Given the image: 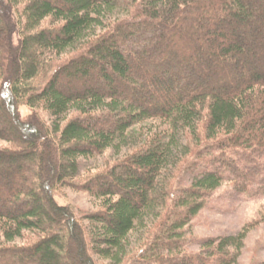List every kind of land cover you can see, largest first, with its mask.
Masks as SVG:
<instances>
[{
	"label": "trees",
	"instance_id": "1",
	"mask_svg": "<svg viewBox=\"0 0 264 264\" xmlns=\"http://www.w3.org/2000/svg\"><path fill=\"white\" fill-rule=\"evenodd\" d=\"M5 5L0 264H237L264 231V0ZM147 119L162 128L130 140ZM109 147L127 152L77 175ZM64 184L98 206L58 203ZM232 196L254 206L194 242L201 212Z\"/></svg>",
	"mask_w": 264,
	"mask_h": 264
},
{
	"label": "rangeland",
	"instance_id": "2",
	"mask_svg": "<svg viewBox=\"0 0 264 264\" xmlns=\"http://www.w3.org/2000/svg\"><path fill=\"white\" fill-rule=\"evenodd\" d=\"M15 8H8L5 5V0H0V17L5 22L9 16L10 20L13 22L15 18L14 13ZM7 22V21H6ZM99 29H96V31ZM13 41L15 42V34H13ZM3 49V47H2ZM31 111L34 112L36 116L46 122L47 117L45 114L38 112L37 110H32L31 108L20 105L19 113L21 118L27 119L31 115ZM66 117L71 113V110L67 112ZM161 122L157 119L155 120H144L142 122L134 124L130 128L129 138L130 140L140 141L144 138V135L150 134L155 131L158 132L161 129ZM5 142L0 139V146L4 145ZM126 147L114 148L109 147L104 150L101 154L93 155L90 157L79 158L77 175L85 173L86 170H94L102 167L105 162L121 157L126 153ZM257 156V154H255ZM258 159V158H257ZM109 162V163H110ZM54 197L56 201L60 204H69L80 210H90L98 206L99 200L88 193L85 190L79 189L78 186L62 185L60 186ZM232 201L229 200L228 206L225 212H219L214 207H207L200 214L199 221L193 227V233L196 236L194 242L197 241V236L204 234H214L222 232H231L234 230L235 225L238 224L240 217L249 209L251 210L254 205L248 203H241L238 198L234 196L230 197ZM138 234H134L133 239L131 238L132 244ZM264 231L253 228L250 229L245 236L244 244L242 248L241 255L237 264H253L257 260L264 259ZM18 241V240H16ZM193 248L197 247V244H191Z\"/></svg>",
	"mask_w": 264,
	"mask_h": 264
}]
</instances>
